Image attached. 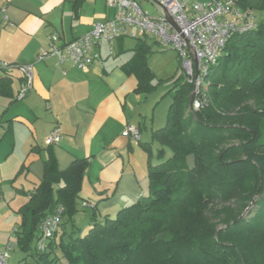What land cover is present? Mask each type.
<instances>
[{
    "label": "trees",
    "instance_id": "1",
    "mask_svg": "<svg viewBox=\"0 0 264 264\" xmlns=\"http://www.w3.org/2000/svg\"><path fill=\"white\" fill-rule=\"evenodd\" d=\"M236 1L241 8L264 9V0ZM135 48L136 70H147L138 87L150 91V46L138 38ZM205 81L209 101L197 110L190 108L194 95L185 79L168 91L165 124L151 131V141L159 143L157 162H151L150 142L142 143L148 194L113 218L93 219L83 234L69 233L61 222L46 250L31 253L34 264H264V17L254 29L230 36ZM247 98L254 103L244 104ZM89 164L90 157L76 158L57 171L45 162L42 179L16 210L21 250H28L56 205L64 208L62 218L76 213ZM188 198L177 231L169 232V211ZM217 201L229 205L214 223L208 213Z\"/></svg>",
    "mask_w": 264,
    "mask_h": 264
},
{
    "label": "crops",
    "instance_id": "2",
    "mask_svg": "<svg viewBox=\"0 0 264 264\" xmlns=\"http://www.w3.org/2000/svg\"><path fill=\"white\" fill-rule=\"evenodd\" d=\"M112 15L105 0H0V59L34 65L33 88L21 100L16 99L20 73H0V217L8 222V234L11 223L21 221L16 210L42 179L46 161L61 171L76 158L90 157L79 195L94 203L95 216L113 213L149 189L142 143L151 141L161 122L155 125L157 100L138 87L147 70H136L137 49L120 58L102 42L101 58L88 71L71 61L57 66L54 56L36 60L49 33L69 41ZM124 38L113 42L119 54L128 49ZM140 39L151 51L155 42ZM127 123L139 127L138 142L121 134ZM56 124L62 137L47 145L45 137ZM19 224L13 228L19 231Z\"/></svg>",
    "mask_w": 264,
    "mask_h": 264
},
{
    "label": "built area",
    "instance_id": "3",
    "mask_svg": "<svg viewBox=\"0 0 264 264\" xmlns=\"http://www.w3.org/2000/svg\"><path fill=\"white\" fill-rule=\"evenodd\" d=\"M152 1L163 9L156 16L143 10L136 0H105L106 5L113 9L110 19L96 22L90 30L69 41H62L57 32L49 33L47 44L39 49L36 60L54 56L57 66L71 61L78 69L88 71L101 58L102 42L107 43L111 53L113 42L119 37L146 38L157 43L160 50L172 48L176 51L179 69L192 85L194 97L190 108L199 109L209 101L205 81L209 67L222 55L232 34L257 26L256 15L253 9L241 8L236 0ZM12 70L20 73L16 99L21 100L33 88L34 65L0 59V73L8 74ZM62 72L65 74L66 70ZM121 134L135 142L140 139V130L135 124L127 123ZM61 137V128L56 124L45 137V143L56 144ZM81 206L95 208L94 203L88 200H82ZM63 210V206L58 204L41 220L35 253L46 250L48 241L61 223ZM17 231V227L12 228L10 236L15 237ZM15 245L16 241L8 240L0 246V264H10V250ZM33 261L22 259L12 264H34Z\"/></svg>",
    "mask_w": 264,
    "mask_h": 264
},
{
    "label": "rangeland",
    "instance_id": "4",
    "mask_svg": "<svg viewBox=\"0 0 264 264\" xmlns=\"http://www.w3.org/2000/svg\"><path fill=\"white\" fill-rule=\"evenodd\" d=\"M139 5L142 7L143 10H146L150 15L156 16L158 15L163 9L159 6H157L152 0H136ZM254 14L256 15V18L258 21H260L264 17V9L259 10L257 8L253 9ZM124 48H128L127 51H123L119 54L118 52V45L115 42L113 44V54L112 55H118L121 56L120 58H124L126 53L133 52L136 44L138 43V39L132 38V37H125L123 40ZM151 51L145 54V64L149 68V70L153 73L152 78L150 79L151 84V93L150 98L152 100H157L156 103H154L155 108V125L161 124L158 126H163L165 124L166 119V113L168 105L170 104L172 100V95L168 91L174 86L175 80L177 82L183 81L184 77L178 68L179 66V60L176 55V51L172 48H168L165 50H160V46L157 43L151 44ZM248 99V98H247ZM155 102V101H154ZM244 104H253L254 99H248ZM208 104V103H207ZM206 104V105H207ZM159 122V123H158ZM144 129L142 130V137L144 138ZM157 143V144H156ZM156 144V145H155ZM157 148H159V143L150 141V150H151V162H157ZM165 155L169 156L171 153V150L169 147H164ZM193 161L192 158L188 160V164L192 165ZM80 193V192H79ZM148 191L144 194L147 195ZM82 198L87 197H81L78 195L76 199V213L69 219L68 216H65L62 218L61 222L64 224L69 233L74 232L75 234H83L85 233L89 227L92 225V219H98L99 221H102L104 217L108 216L110 218H113L116 216V212L107 214V215H99L96 214V216H93L92 208L90 207H83L81 206V200ZM256 199V195L253 197V200L248 203L244 209H242V214H244L250 206L253 205L254 200ZM229 204H224L220 201L215 202L212 205V209L208 213L209 220L211 222L217 223V219L221 215H223V209L222 207L227 206ZM189 207V198L179 203L178 205L174 206L169 211V217L171 218V221H169L170 231L169 232H176L179 224L182 222L181 215H183V211H185ZM19 220H16V222L11 223V226L9 227V230L13 228L14 225L19 224ZM74 222V224H73ZM8 222L5 221L3 217H0V245L6 244L8 240H11L12 242H15V237L10 236V233L8 234L6 231H4V228L7 227ZM74 228V231H73ZM37 235V231L35 232ZM173 234V233H172ZM171 234L167 235L166 238H169ZM37 237L34 236L30 242L28 250H21L19 246L16 244L11 250H10V258L9 263L12 264L13 261L24 258L27 261H33L34 257L31 254L32 252L35 253V244L37 242ZM187 264H194V261Z\"/></svg>",
    "mask_w": 264,
    "mask_h": 264
},
{
    "label": "water",
    "instance_id": "5",
    "mask_svg": "<svg viewBox=\"0 0 264 264\" xmlns=\"http://www.w3.org/2000/svg\"><path fill=\"white\" fill-rule=\"evenodd\" d=\"M191 103V102H190Z\"/></svg>",
    "mask_w": 264,
    "mask_h": 264
}]
</instances>
